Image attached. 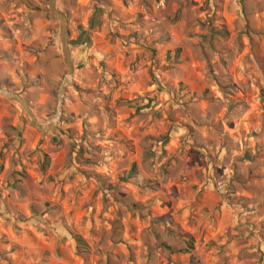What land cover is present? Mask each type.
<instances>
[{
    "label": "rangeland",
    "instance_id": "rangeland-1",
    "mask_svg": "<svg viewBox=\"0 0 264 264\" xmlns=\"http://www.w3.org/2000/svg\"><path fill=\"white\" fill-rule=\"evenodd\" d=\"M49 2L0 0V264H264V0H58L71 77Z\"/></svg>",
    "mask_w": 264,
    "mask_h": 264
},
{
    "label": "water",
    "instance_id": "water-1",
    "mask_svg": "<svg viewBox=\"0 0 264 264\" xmlns=\"http://www.w3.org/2000/svg\"><path fill=\"white\" fill-rule=\"evenodd\" d=\"M57 2L58 0H50L49 9H50V12L59 20V23H60L63 53L65 57V62L68 68L67 76L71 77L74 72V65L72 61L70 44L68 40L67 18H66V15L58 9ZM65 83L66 81H64L62 84L61 93H60L61 97L63 96V92L65 89ZM1 92L7 98L17 101L23 107L27 116L31 119V122L34 124V126H36L39 130L46 132V131H50L51 129H53L55 125L54 118L59 112H57V114L50 120L49 124L42 125L38 122L37 118L35 117V115L33 114L31 110V107L29 106V103L23 96H21L18 93H14V92H4V91H1Z\"/></svg>",
    "mask_w": 264,
    "mask_h": 264
},
{
    "label": "bare ground",
    "instance_id": "bare-ground-1",
    "mask_svg": "<svg viewBox=\"0 0 264 264\" xmlns=\"http://www.w3.org/2000/svg\"><path fill=\"white\" fill-rule=\"evenodd\" d=\"M60 112L55 116L54 121H56L59 117Z\"/></svg>",
    "mask_w": 264,
    "mask_h": 264
},
{
    "label": "trees",
    "instance_id": "trees-1",
    "mask_svg": "<svg viewBox=\"0 0 264 264\" xmlns=\"http://www.w3.org/2000/svg\"><path fill=\"white\" fill-rule=\"evenodd\" d=\"M64 13V12H63ZM65 14V13H64ZM133 172V170H131L129 173L131 174ZM77 241H78V238L76 237Z\"/></svg>",
    "mask_w": 264,
    "mask_h": 264
}]
</instances>
